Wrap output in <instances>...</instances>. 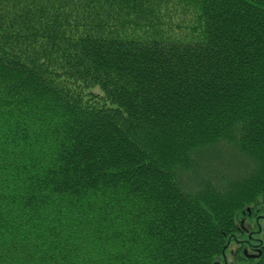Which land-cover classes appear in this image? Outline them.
I'll return each instance as SVG.
<instances>
[{"label":"trees","instance_id":"16d2710c","mask_svg":"<svg viewBox=\"0 0 264 264\" xmlns=\"http://www.w3.org/2000/svg\"><path fill=\"white\" fill-rule=\"evenodd\" d=\"M177 1L203 22L195 41L150 23ZM139 3L0 0V243L17 246L0 248V264H210L237 210L263 190L264 0ZM94 81L103 105L84 99ZM193 118L208 135L170 160L183 149L174 130ZM205 119L224 126L215 134Z\"/></svg>","mask_w":264,"mask_h":264},{"label":"rangeland","instance_id":"374dc122","mask_svg":"<svg viewBox=\"0 0 264 264\" xmlns=\"http://www.w3.org/2000/svg\"><path fill=\"white\" fill-rule=\"evenodd\" d=\"M138 3H139V0H138ZM179 4H180V2L177 1L176 4L173 6L174 9L169 7V9L164 11V14L161 15L159 18L155 17V18L151 19L150 23L152 24L153 27L154 26H158L159 24L165 26L163 28V30H160L161 34L164 33L163 37H170L171 39L173 38V39H176V40H183L184 41V40H188V39H190V38H192L194 36H198V34H200V31H199L200 28H198V26H199V24L201 25L203 22H200V21L197 22L198 20L196 18L197 16H196V13H195L194 9H188V7H187V8H180V10H178L177 7L180 6ZM139 7H141V2L136 7L134 6L133 10L134 9L137 10ZM163 7L160 6V8L162 10L164 9ZM142 8H144V7H142ZM146 8H147V6L144 9H146ZM151 12H152V10L150 11V13ZM158 13H159V10H157V13H156L157 17H158ZM195 21L197 22L196 26H194L195 25ZM137 23L138 24L132 25V27H136V28H134L135 32L142 33L145 29L143 30L141 27H145V25H142L143 21L137 20ZM145 33H149V32L146 31ZM138 35L141 36V37H144V38H148V36H144V35H141V34H138ZM154 35L157 36V37L159 36L158 33H154ZM191 40L195 41L196 39L192 38ZM141 44H142L141 46H145L146 47L147 43L146 42H141ZM157 45L160 46L159 44H157ZM205 46L206 45H201L199 47L195 46V49L203 48ZM141 48H144V47H141ZM150 48H152V47H150ZM163 50L166 51V49L162 48V51ZM257 54H258V52H257ZM175 60H177L176 57H175ZM10 66H11V64L8 67H10ZM244 70L246 71V69H244V68L241 70L242 71V73H241L242 77L244 75H246L245 73H247V72H244ZM249 70L251 71L249 73H252V75L250 77L255 76L259 72L257 70V68H255L254 66L251 69H249ZM191 74H193V72ZM60 75H62V76H60ZM60 75H59V78L62 79L60 81H63L67 87L68 86H73V83H72L71 79H74V76H69L67 74L64 75V73H62V74L60 73ZM203 75L205 76V73H203ZM64 78L69 79V82L66 83V81L63 80ZM208 86H210L211 88L213 87L210 84H208ZM82 88L84 90V94H85L84 95V99L85 100H87V98H88L87 96H89L90 99L93 100L91 102H93L94 105L95 104L103 105V103H104V101H103L104 92L102 91L101 86L99 84H95V81H94L89 86L83 85ZM215 88L217 89V85L216 84H215L214 89ZM220 88H221V90H218L219 91L218 94L219 93L220 94H226V90L224 91L222 89V87H220ZM130 91H131L130 92L131 94L133 93V94L137 95V92L134 89H131ZM261 94L264 95L263 93H261ZM155 96H156V94H154V93L151 94V97H155ZM203 98H205V95H201L200 94V99L203 100ZM140 104L141 103H139V101H137L136 105L139 106ZM183 104H185V102ZM175 105H176L175 107L173 106L174 109H176V110L178 109V111H180L181 109L177 106L176 103H175ZM112 106H114V107H112ZM161 107L159 108L160 112L164 113V111L161 110L162 109ZM138 108H140V107H138ZM101 109H103L105 111H111V112L113 111V109H114V111L116 109V111H118V113L120 111V112H123V114H126V115H128V113L130 115V112H133L132 116L135 113V111H133L131 109H130V111L129 110L127 111V109H125L126 111L122 110V108H119L118 104H116V103H112V104L106 103V105L102 106ZM138 111H140V110L138 109ZM170 111L174 115H176V117L178 116L177 114H175V111H173V110H170ZM170 111L168 110V113L167 112L164 113L167 117H165L163 119H174V118H176L175 116H173V114ZM183 115H184V113L182 112V114H180L179 116H183ZM128 119H132V118L130 116H128ZM245 119H246V117H244V120L239 121V124H242V122L246 124L247 121ZM207 120H209L210 122L215 123V126L217 127V128L216 127L214 128V133L215 134L218 133L217 131H218L219 127L222 128L224 126L223 124L216 122L219 119H216L215 121H214V119L213 120L212 119H205L204 120L205 121L204 124L209 123V121L207 122ZM183 121H184V119L182 120V122ZM237 122H238V120H237ZM139 123L143 124L141 120H139ZM194 123H195V118H193L192 121L187 123L188 126H186V125L184 126L183 124L179 123V127H182L181 129H179L180 131L179 130H174V135H172V136H174L173 138L175 140H178V142L182 143V148L183 149L180 148L179 150H177V149L174 150L175 151L174 155L170 153V155H169L170 160H175V161L179 160L180 161V158L184 157L183 155H185L186 150L189 149L188 146H187L188 141L191 140L192 137L195 136L197 138V137H200L201 135H206V136L208 135V134H204V133L202 134L201 132H199L198 129L196 128V125H198V124L197 123L194 124ZM202 123L203 122H201V124H200L201 127H203ZM126 124H127V122H126ZM179 127H176V129L179 128ZM181 131L184 133V135H183V133ZM176 133H177V136H180V137H177ZM213 134H211V135H213ZM260 134H263V136H264V131L263 132H262V130L259 131V135ZM241 141H243V143H245L243 138H241ZM129 142H131L134 145V147L140 149L141 153L144 156L150 154L145 149H143L141 146L138 145L139 146L138 147L137 145H135L136 143L133 140L130 139ZM180 150H181V152H180ZM189 162H190V160H188V161L187 160H183V162H181V164L187 163L189 165ZM240 162H241V160L237 157L235 159V162L223 163V165L227 166L228 164H231L233 167H236L237 164H239ZM189 169H192L191 164H190ZM118 171L119 170L115 169L113 172H118ZM171 177H172V175H171ZM184 178L187 179L186 176ZM198 189H202V187H199ZM255 198L256 199L253 200V201L248 200V201L244 202L245 204L241 205L240 208L237 210V212H236L237 214H236V218H235L236 228H234L232 230L233 233H231L229 236L226 237L225 240H223L221 242V247H218V245H217V247H216L217 251L215 253L209 254L208 261L210 262V264H258V261L262 258V255L264 253V188L257 196H255ZM201 204H203V203H201ZM202 207L204 209H207V206L204 205V204L202 205ZM239 211H240V214L238 215ZM86 214L87 213L84 212V213L81 214V216H85ZM81 216L80 215L76 216L75 219L78 220ZM72 224L69 227L66 228V232H65L66 235H64L65 239H68L67 237L70 238V236H72L75 233L77 234V232L75 230L77 225L74 228V227H72L73 226ZM30 231H31V233L34 234V231H36V230L32 229ZM250 235H251V237H255L254 238V240H255L254 242H256V240L258 239V242H259L258 243V248L259 249H253V247H251V245L247 244V241H249V238H250L249 236ZM4 241H6V240H4ZM1 242H3V241L1 240ZM3 244H4V242L0 243V245H1L0 248H2L3 251H5V252H6V249L10 250L12 248L15 249L17 247L14 244H12V242L4 244V245ZM29 250H32V252L34 251L33 248L29 249ZM28 254H31V253H27V255ZM35 255H36V252H35V254L33 256H35ZM33 256L29 255V257H31V258ZM0 258H2L1 257V253H0Z\"/></svg>","mask_w":264,"mask_h":264},{"label":"flooded vegetation","instance_id":"af4514ba","mask_svg":"<svg viewBox=\"0 0 264 264\" xmlns=\"http://www.w3.org/2000/svg\"><path fill=\"white\" fill-rule=\"evenodd\" d=\"M250 238H249V241H247V244H249V245H251V247H253V249H259L258 248V239L256 240V242H254L255 240H254V238L255 237H251V235L249 236Z\"/></svg>","mask_w":264,"mask_h":264},{"label":"bare ground","instance_id":"6f19581e","mask_svg":"<svg viewBox=\"0 0 264 264\" xmlns=\"http://www.w3.org/2000/svg\"><path fill=\"white\" fill-rule=\"evenodd\" d=\"M154 30H157V28H155ZM155 32H156V31H155ZM32 148L37 150V148L34 147V146H32ZM1 164H2V163H0V165H1ZM2 167H3V166H2ZM0 168H1V167H0ZM5 181L8 182V183H10V185L14 184V182H15L14 178H13L12 176H8V175H7V178L5 179ZM8 186H9V185H8Z\"/></svg>","mask_w":264,"mask_h":264}]
</instances>
